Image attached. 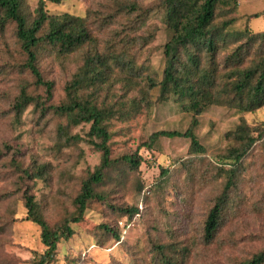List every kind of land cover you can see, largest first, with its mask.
Instances as JSON below:
<instances>
[{"label": "rangeland", "instance_id": "374dc122", "mask_svg": "<svg viewBox=\"0 0 264 264\" xmlns=\"http://www.w3.org/2000/svg\"><path fill=\"white\" fill-rule=\"evenodd\" d=\"M38 1H25L29 19ZM44 1L51 14L88 17L100 51L110 44L119 51L125 43L136 66L129 76L112 64L109 82L95 94L97 104L118 110L104 122L113 164L94 187L100 200L90 202L82 221L71 225L69 239L59 240L50 264H247L264 252V105L244 113L207 108L193 130L203 154L189 153L190 141L185 138L159 137L150 143L155 132H184L191 123L190 114L179 104L159 100L158 87L147 84L148 79L161 80L163 48L171 38L162 0ZM130 5L139 10H131ZM226 9L218 10L215 23L231 19L233 32L246 25L252 33L264 31V0H240L235 10ZM243 42V38L230 39L216 61L222 63ZM84 52L65 57L40 54L42 79L52 83L51 98L45 102L44 87L35 85L23 69L14 24L0 23V264H34L45 251L39 226L26 219L24 193L34 196L54 228L74 212L73 199L82 181L101 163V152L93 145L98 140L89 136V125L68 127L74 140L64 142L59 128L67 127L66 120L52 109L66 101L65 86L81 66ZM128 77L131 81L125 83ZM22 88L38 97L43 108L31 104L16 117L12 106ZM240 120L262 132L253 133L257 139L242 160L239 182L230 194V212L214 239L205 242L204 220L221 191V168L229 167V161H220L232 145L225 134ZM130 156L140 158L138 167L126 163ZM160 168L167 170L166 176L160 175ZM132 206L140 211L139 217L124 223L129 217L122 216L121 209Z\"/></svg>", "mask_w": 264, "mask_h": 264}, {"label": "trees", "instance_id": "16d2710c", "mask_svg": "<svg viewBox=\"0 0 264 264\" xmlns=\"http://www.w3.org/2000/svg\"><path fill=\"white\" fill-rule=\"evenodd\" d=\"M25 1L0 0V23L14 24L15 38L24 57L23 69L33 76L35 85L44 87L47 102L51 98L52 83L42 79L38 68L40 54L49 52L57 57H65L78 50L85 51L81 66L65 86L66 101L52 109L66 120L67 127L59 128L64 142L74 140L66 131L68 127L88 124L89 136L98 140L93 145L101 152L99 167L82 181L80 190L73 199L74 212L64 217L54 228L46 222L34 196L27 192L23 195L26 219L39 226L41 242L45 246V251L36 256L34 264H50L59 240L69 239L73 235L71 225L82 221L90 202L100 200L94 187L102 182L103 171L113 164L106 145L110 135L104 122L116 115L118 110L115 111L113 105L97 104L95 94L99 87L109 82L112 64L121 71H126L129 76L134 75L136 66L125 43L119 51L113 49V44L100 51L91 33L93 25L88 17L68 13L51 14L45 8V1L39 0L34 16L29 19L24 9ZM46 1L58 4L61 0ZM238 1L240 0H162L163 21L171 32V38L163 48L165 64L161 80L156 83L148 79L147 84L152 88L158 87L159 100L171 99L179 104L183 112L190 114L191 123L184 132H155L149 139L150 143L159 137L185 138L190 141L189 153L203 154L205 149L199 144L193 130L198 124V117L207 108L225 107L244 113L253 112L264 105V31L252 33L246 25L243 30L233 32L231 19L215 23L221 7L227 8L229 13L237 8ZM129 7L134 11L139 10L136 5ZM143 15L145 14L142 13L139 18ZM234 37L243 38L244 42L235 46L222 63L217 62L221 51L227 48L230 39ZM130 81L128 77L125 83ZM142 100L147 104L146 99ZM31 104L35 109L39 106L43 108L38 97L29 95L22 88L12 106L15 116L19 117ZM121 114L125 115L123 112ZM126 115L128 118L130 114ZM262 129L263 132L258 128H251L240 120L233 130L225 134L232 145L225 149L220 161H229V167L221 168L224 177L221 191L204 220L205 242L214 239L217 229L230 212V194L239 182L242 160L257 139L253 133H264V128ZM139 159L136 156L125 158L126 163L134 167H138ZM36 169L38 176L40 172ZM160 169V175L166 176L167 170ZM121 211L122 216L129 217L124 223L132 222L140 214L136 206ZM103 229L112 232L106 226ZM113 236L119 239L116 233ZM263 263L264 252L254 255L247 262Z\"/></svg>", "mask_w": 264, "mask_h": 264}]
</instances>
